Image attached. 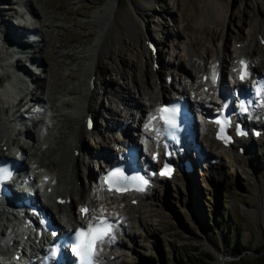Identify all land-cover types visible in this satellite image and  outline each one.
Segmentation results:
<instances>
[{
	"label": "rangeland",
	"instance_id": "1",
	"mask_svg": "<svg viewBox=\"0 0 264 264\" xmlns=\"http://www.w3.org/2000/svg\"><path fill=\"white\" fill-rule=\"evenodd\" d=\"M16 1L0 0V18L5 21V25L13 29H17L20 11L24 9L21 4L23 0H18L19 4ZM113 1L119 19L114 17L112 25L109 24L105 28L106 24L99 14L110 11L106 6L110 0H29L37 12L41 10L51 18L47 23L49 28L39 29V33L44 37V41L54 38L58 40L57 47L54 48L53 54L46 56L45 49L44 53H40L37 52L36 46H31L29 49L32 51L19 52L14 58L11 57L10 49L5 44H0V84L11 81V63H15L17 67H25L34 55L33 58L39 63L36 64L37 69H34L36 66L32 67L38 73L32 77L37 82L40 81L43 89L55 84L56 89L53 87L52 92L61 91L63 84L68 80L64 72L71 65V60L76 58V53L81 49L91 46L102 32L100 41L106 44L109 51L100 59L103 74L101 79H104L110 88L124 87L133 75L137 86L143 93H147L146 97L140 96L139 99L136 95L138 93H135L136 98L132 96L133 102L127 106L131 119L119 122L122 125L127 122L124 132L133 134L140 124L137 119L141 118L142 108L146 105L144 100L151 95L150 89H147L150 80L156 82L168 95L170 91L175 90L172 85L184 86L186 92H189L192 77L198 78L199 75L195 74V60L185 51L188 39L191 40V47L193 46L195 52L210 60L211 64L218 48L224 54V63L229 64L232 48H239L248 43L249 39H253L255 45L261 48L259 55L264 60V45L259 40L261 29L256 26L257 23L264 22L260 20V5L264 4L262 0ZM121 28L127 30L128 38L124 37L117 45H112L111 34L115 29ZM144 42L154 43L157 54L149 53ZM44 46L47 47L48 43L45 42ZM206 48L211 50V57H206ZM80 63L79 59L75 61L78 67ZM115 67H119L124 76L116 74ZM222 74H229V70L224 69ZM166 76L171 78L170 82H165ZM56 95L57 93L49 98L54 100ZM16 96L22 99L23 107L18 108L25 113L27 104L22 94L19 92ZM123 97L126 98L125 95ZM106 98H100L101 105L104 108H114L116 100L109 105L110 98ZM10 101L7 98L4 102V107H7L6 120L11 118V106H15V103L10 105ZM134 103H137V108ZM102 112L103 110L99 111L100 116H92L96 125L104 115ZM32 113L30 116L26 113L29 120L42 117ZM23 123L29 128L27 120ZM41 126L37 123V131L40 132L29 130L30 134L34 137L40 134L41 138L46 136L48 130L42 129ZM107 132L104 146L109 150L113 147V140L119 139L120 136L115 128L108 129ZM88 134H85L82 146L95 153L99 151L98 144L101 141L96 137V133ZM12 135L16 136L14 133ZM200 144L205 150L203 163L194 167L191 178L187 176L190 183L189 179L186 183V180L182 181L178 176H175L177 181L157 182L152 196L148 198L149 207L141 209L142 212L147 210L143 214L144 219L129 216L122 221L123 230H119V235L115 234L118 247L112 248L108 253L111 255L109 264H216L217 253L222 255L225 264H231L236 258L228 253L230 245L245 249L241 257L245 258L246 262L259 254L257 258L262 262L251 260L249 264H264V215L262 217L259 213L263 198L260 189L262 187H258L264 182V146L254 147L251 153H247L245 160L234 161L232 153L217 151L215 154L206 148L204 143ZM150 150H146V156ZM54 159L57 161L58 157ZM94 159L89 160L86 166L93 179L98 170ZM42 166L44 167L43 164ZM48 197L51 199V193ZM50 199H40L41 204L51 212L56 222L61 223L59 215L56 218V209H53L55 202L52 203L53 207L49 204L54 198ZM138 206L132 207L136 209ZM76 208L78 207H75V210ZM223 227H227L225 232L235 236L227 237L225 232L221 231Z\"/></svg>",
	"mask_w": 264,
	"mask_h": 264
},
{
	"label": "bare ground",
	"instance_id": "2",
	"mask_svg": "<svg viewBox=\"0 0 264 264\" xmlns=\"http://www.w3.org/2000/svg\"><path fill=\"white\" fill-rule=\"evenodd\" d=\"M262 1V3H264V0ZM16 3L19 4L20 2L17 0ZM21 4L25 7V11L29 13L30 20L23 21L19 17L20 21L16 25L19 27V29H13L5 25V21L0 18V33L3 31L5 36L0 37V44L2 46L5 44L8 49L12 46V44L21 46L20 48L36 44L35 46L37 47V52L44 53L43 50L45 49L44 55L48 56L53 54L54 48L57 47L56 43L58 41L55 40V38L44 41V37L42 38V35L40 34L38 35L40 38H38V40L35 42H33V40L23 41L24 35L26 33L25 29L27 28L28 31H33L35 29L32 26L33 21L38 24V29L43 30L49 28L47 23L51 18L48 16V14L43 13L41 10H38L37 12L32 7L29 0H23ZM114 5L115 1L110 0V2H108L106 5L110 11H104L102 15L98 13L99 16L102 17L104 24H106L105 28L109 24L112 25L114 22L113 20H115L116 17L118 18V14L115 11ZM260 6L262 12L260 14L262 16L260 20L264 21V4L263 6ZM255 18H257V16H255ZM10 26L13 27V24L10 23ZM256 26L257 29H261L260 37L258 35L257 36L260 40H264V22L257 23ZM102 34L103 33L100 32L99 36L95 38V42L91 46L83 48L76 53V58L71 60V65H69V68H67L64 72L68 80L63 84L61 91L59 90L58 92L56 90L54 93L52 92L55 88V84L53 85L54 88L48 87V85L43 89L40 81H34V88L31 90L24 87V91L26 92H24L23 96L25 97L28 104L32 103L30 104V107L34 109V115H42L41 118L36 120L32 118L29 120L27 115L30 116L32 111L30 112L28 110H24L25 113H23L21 112L22 109H20L14 112L16 115H11L12 118L10 120H6L5 113H7V107H4V102L0 99V158L6 156L8 157L9 154H11L9 157H12L14 153H18L21 157V160L17 164L18 172H21L22 174L28 173L26 176L23 174V178H26L27 176L32 177L36 183H38L40 186L42 185L44 192L45 190L50 189L49 194L51 193V198L55 199L60 197L63 200L62 204H57L55 202L54 205L56 213L62 217L61 221L64 223L66 228H72L77 223H83L84 220L92 221L95 219V215H99L101 214L99 212L103 211L104 214L110 215L111 217H114V215L117 217L121 216V225L117 226V230L115 231L117 233V231L123 230L122 221L124 219H128L129 216L144 219L143 214L146 213L147 210L146 212H142L141 209L144 210L149 207L147 206V202L149 201L150 196H152L153 190L148 189L144 194H124L120 195L119 197H115L114 195L108 194L102 188V186L95 181V179L93 180L90 173L87 172L86 166L88 164L87 162L92 158L96 159L97 157H112V154H109L104 146L106 139L105 134L108 133L107 130L112 129V127L120 128L122 124L119 123L120 121L131 119V113L127 106H129L132 99L136 98L135 93H138L136 94L138 99L140 96L146 97L147 93H143L139 86H137L136 78L133 77V75L130 78V82H126L128 85L124 84L126 89L120 86H112L110 88L108 83L104 82V79H101L103 74L100 66V59L109 51L106 44L103 41H100ZM111 35L110 43L112 45H117L121 39H124V37L128 38L127 30L123 28L120 30L115 29ZM10 39L13 40L11 43L9 42ZM45 42L46 44L48 43L47 47L44 46ZM186 43L187 47L185 51H187L186 53H188V55L193 58V60H195L194 67L196 71H194L195 74L199 75L197 79L195 76H193L191 79V86L189 88L191 95L189 97L193 98L201 105L204 104L205 100H210L212 105L217 102L218 99L215 94V88L222 87L224 91H226L228 85L225 82V78L222 76L223 70L227 68L230 73L227 77L229 78L230 82L234 81L233 78H235L238 74L240 60H242L247 65L248 74L254 75L258 71L264 73V60L262 59V56L259 55L261 48L259 49L256 46L257 44L255 45L253 39H249L248 43L241 45L239 48H232V56L230 54L231 61L229 64L224 63V54L220 48L217 49L215 60L211 64L210 60L203 59V56H200L197 54V52H195V50L192 48L193 46L191 47V40L188 39ZM210 52L211 50L208 51L207 48L204 49V53L207 58L211 57L212 53L210 54ZM77 59L81 60L80 67H78V64H75ZM34 61L39 63V61L36 59H34ZM115 69L116 74L124 76V73H121L119 67H115ZM201 75H206L204 82H201L200 80ZM28 76L31 79V74ZM172 86L176 93L185 96L186 88L184 86ZM203 86H207V92H203V90H201ZM229 86H231V83ZM7 87V85L1 86L0 84V91L4 92ZM106 88L107 90H105ZM147 89H150L149 91L151 92V95H148L145 100L143 99L146 102V106L142 108V114L140 117L147 116V114L152 112L166 97L165 91H163L164 89L161 90L159 85L152 80L148 82ZM37 91H39L38 95L36 94ZM9 93L10 91L7 88L5 91L7 98H10ZM55 93H57V95L54 97V100L49 98V96H54ZM124 95L126 98L123 97ZM132 96H134V98ZM101 97H105V99H107L106 97L110 98L109 105H111L113 100H116L114 108L112 106L104 108L101 105V102H99ZM19 98L15 100L14 107L22 108V99ZM136 104L137 103H134V105ZM137 107L138 105H136V108ZM37 108H40L42 113H37L35 111ZM100 110H103L104 115L100 117V122L97 125L95 124L94 128L90 132L96 133V137L99 138V141H101L100 144H98L99 151L93 153L92 151H87L82 146L84 136L85 134H88L87 130L85 129V118L89 115L100 116ZM262 115L263 114H259V116H256L253 114L251 118L257 120L258 123H262L260 118ZM25 120L29 122V128L28 126L24 125L23 122ZM137 121L139 122V120ZM22 123L23 125H20ZM37 123L42 125V129L48 130L46 136L41 138L40 134H36L35 137L30 134L29 130H34L38 133L40 132L37 131ZM141 124L142 123L138 124V136L143 135V131L140 129ZM262 124L264 126V123ZM21 126H23V128ZM120 129L123 130L124 128ZM196 130V143H204L205 147L213 151L215 154H217V151L225 152L224 148H226L228 152L232 153L231 155L234 161H237L238 159L245 160L247 153H251L254 147L260 148V146H264V140H262L264 139V134L258 139L256 138L248 142L238 141V143L244 145L243 153L239 154L232 146L222 147L221 144L214 139V129H212V127H207L201 124L197 126ZM13 133L14 135L21 138V140L17 142V139H13ZM117 143V140H113V145H118ZM257 143H261V145ZM151 151H153V149ZM197 153L203 155L205 153L204 147L200 146ZM142 154L143 153H140V155ZM54 157H58V160L55 161ZM192 158L195 157L192 156ZM198 160L199 156L194 159L196 165H198ZM98 172H100L99 167ZM32 174H35V176H32ZM190 176L191 174H189V177ZM45 177L47 178L46 181H44ZM173 180L177 181V178L174 176L169 182H173ZM89 181L91 182L90 184ZM258 187L264 188V182L260 183ZM262 188L260 189L263 198V204L262 209L259 210V213L263 217L264 190ZM45 194L47 196L49 195L47 193ZM133 196H135L137 199V206L139 205L136 209L129 205V201L134 198ZM128 197L131 198L127 200ZM30 199L34 200V205L36 207H43L41 206V203L36 200L34 195H32ZM3 204L5 203L3 202ZM64 205L67 209H60ZM95 205L98 209L95 208ZM75 207L78 208L75 210ZM82 208H87L89 210L88 213L83 217L79 212V209ZM11 211L14 212V215ZM22 211L26 213L27 209L23 207ZM20 214L21 210L15 211L13 208L9 209L7 206L2 205V201H0V259L4 260L5 264H12V256L15 254V251L20 249L21 251L26 252L27 245L32 242L30 238L33 233H29V229H26L21 225L22 219L19 216ZM108 244L110 249H100L98 251L96 257L97 262L109 264L108 259L111 258V255L108 253L112 248L118 247V239L112 236L108 239ZM34 257L35 256L29 257L26 259V262H32ZM216 257V264H225V260L221 254L217 253Z\"/></svg>",
	"mask_w": 264,
	"mask_h": 264
},
{
	"label": "snow or ice",
	"instance_id": "3",
	"mask_svg": "<svg viewBox=\"0 0 264 264\" xmlns=\"http://www.w3.org/2000/svg\"><path fill=\"white\" fill-rule=\"evenodd\" d=\"M243 64V61H241ZM243 79V76L241 77ZM161 112L167 111L166 109H160ZM172 111H175L174 109ZM147 127V125H146ZM122 175L118 169L114 173H109L108 177H105L107 182L109 177ZM4 179L8 178V173L4 171ZM136 179H143L142 177H137ZM147 183V181H144ZM87 208H82L81 213L87 214ZM97 223L93 224L91 220L89 221L87 228L83 226L76 229L74 234V242L72 245V251L80 257V264H96L95 256L97 255V250L99 244L103 243L105 237L110 234L111 225H107V220L103 216L96 217ZM107 225V229L105 226ZM95 230V234L94 233ZM55 235V233H53Z\"/></svg>",
	"mask_w": 264,
	"mask_h": 264
},
{
	"label": "trees",
	"instance_id": "4",
	"mask_svg": "<svg viewBox=\"0 0 264 264\" xmlns=\"http://www.w3.org/2000/svg\"><path fill=\"white\" fill-rule=\"evenodd\" d=\"M219 229L221 230V228H219ZM226 229H227V227L226 228L223 227L222 230H221L222 233H224L226 231ZM225 234H226L227 237H233V236H235V234L234 235L231 234V233L228 234L227 232H225ZM228 249H229L228 250L229 255L231 257H235L236 258L234 261H232L231 264H249V262L251 260L255 261L256 263H261L262 262L260 258H257V256L259 254H256L255 257H252L249 260V262L248 261L246 262V259L243 258V257H241V254L245 251V249H242V248L238 249V246L234 247V245H230Z\"/></svg>",
	"mask_w": 264,
	"mask_h": 264
}]
</instances>
